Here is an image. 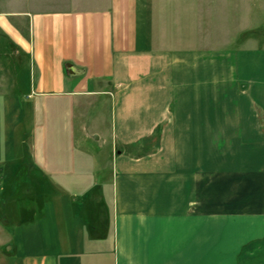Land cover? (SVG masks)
Wrapping results in <instances>:
<instances>
[{"label": "crops", "instance_id": "1", "mask_svg": "<svg viewBox=\"0 0 264 264\" xmlns=\"http://www.w3.org/2000/svg\"><path fill=\"white\" fill-rule=\"evenodd\" d=\"M195 1L0 0L15 264H264L214 214L238 179L262 221L264 41L200 52Z\"/></svg>", "mask_w": 264, "mask_h": 264}, {"label": "rangeland", "instance_id": "2", "mask_svg": "<svg viewBox=\"0 0 264 264\" xmlns=\"http://www.w3.org/2000/svg\"><path fill=\"white\" fill-rule=\"evenodd\" d=\"M183 5V9L187 10L192 17L188 19V23L184 19L182 31L184 35H188L187 38L195 39L193 43H197L196 46L201 48L200 52L211 48L219 52L222 48L229 47L231 52L240 53L242 42L246 37L256 36L262 42L264 41V0H197L183 3ZM5 65L3 61H0V90L4 92L11 89L13 85L10 81L11 74ZM230 68L232 72L236 70L234 65ZM21 100H23L22 97ZM16 148L14 133L6 137L5 132L0 130V264H15L13 158L17 153ZM230 184L224 194V203L222 201L217 203L226 205V210L216 211L215 217L222 215L229 221L228 223L235 221L236 225H233H235L236 233H242V230L254 232L255 228L264 232V213H262L260 224H256V218L248 213L253 208L250 205H254L256 201L253 190L242 193L243 184H240L238 179L232 180ZM260 200L264 203V193ZM242 206L247 207L248 211L243 216L242 211L239 210ZM242 218L247 219V225L242 224ZM215 229L217 233H220L230 230V227L219 224Z\"/></svg>", "mask_w": 264, "mask_h": 264}]
</instances>
